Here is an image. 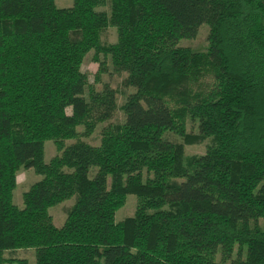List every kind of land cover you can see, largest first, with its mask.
Returning <instances> with one entry per match:
<instances>
[{
	"label": "trees",
	"instance_id": "trees-1",
	"mask_svg": "<svg viewBox=\"0 0 264 264\" xmlns=\"http://www.w3.org/2000/svg\"><path fill=\"white\" fill-rule=\"evenodd\" d=\"M203 23L205 51L179 44ZM91 50L134 90L98 145L64 144L117 109L81 71ZM187 120L214 140L201 155L163 137ZM21 167L41 178L19 207ZM128 194L135 211L115 221ZM72 196L56 226L49 208ZM27 247L35 262L16 264H264V0H0V264Z\"/></svg>",
	"mask_w": 264,
	"mask_h": 264
},
{
	"label": "rangeland",
	"instance_id": "rangeland-1",
	"mask_svg": "<svg viewBox=\"0 0 264 264\" xmlns=\"http://www.w3.org/2000/svg\"><path fill=\"white\" fill-rule=\"evenodd\" d=\"M56 6L58 7H69L72 5L73 0H54ZM98 10L104 12L109 11L108 5L98 7ZM209 27L207 24L203 23L199 26L197 34L191 39H182L179 44L182 46L190 47L195 51H205L208 47V35ZM117 28L114 25H106L101 31V42L104 44L113 43L117 40ZM93 50L89 51L82 62L81 71L87 75L88 82L93 84L96 89H100L104 83L110 84L116 89V102L117 109L110 119V121H105L103 123H94L88 127L77 126L78 136L72 139L64 141V144H69L81 139L87 143L98 145L101 139V128L108 122L113 124H119L124 119V114L121 109V105L125 102L128 93L132 92L134 89L132 87H126L123 85V77L125 72H116L112 69L111 61L108 56L99 55L100 60L105 61L106 69L104 72L98 71L99 63L93 59ZM97 78V81L95 79ZM86 95V94H85ZM70 113L71 108L66 109ZM197 120H187L186 132L184 136H179L173 134V132L164 133L163 137L171 141H175L182 144L183 153L185 156H198L206 151L208 145L214 143L211 137H204L199 133ZM54 142L52 140H46L44 142V160L47 162L54 155L58 154ZM96 167H90L89 173L93 175ZM144 176L146 175L145 170H143ZM151 175V173H150ZM41 175H37L33 168L21 167L17 173V185L13 191L12 201L19 207L23 206V193L29 186L36 180L40 179ZM75 201V196L63 200L62 202L49 208L48 212L51 215L52 221L56 226L62 225L64 222L67 212L71 205ZM137 198L134 194H128L126 196L124 204L116 211L114 220L119 221L128 216L133 215L136 207ZM3 256L6 258L4 264H16L17 259H25L30 263L35 262V249L33 247L27 248H12L5 249L3 251ZM229 260H226L224 264H228Z\"/></svg>",
	"mask_w": 264,
	"mask_h": 264
}]
</instances>
